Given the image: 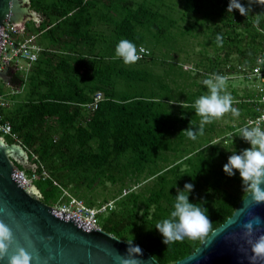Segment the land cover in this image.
<instances>
[{"label": "trees", "instance_id": "obj_1", "mask_svg": "<svg viewBox=\"0 0 264 264\" xmlns=\"http://www.w3.org/2000/svg\"><path fill=\"white\" fill-rule=\"evenodd\" d=\"M58 1L64 5L55 16L63 20L60 27L73 20L78 21L79 16H85L88 9L98 2ZM112 1L109 0L108 4L114 6ZM143 1L123 0L124 12L116 25V34L112 31L114 35L110 38L114 39L110 43L112 48L108 58H97L79 51L73 57L52 56L51 61L57 66H46L44 62L49 60H38L27 77L25 71H10L11 85L19 87L24 93L10 97L13 106L1 109L0 114L4 121L11 124L21 144L29 150L31 163L37 165L36 172L40 178L34 185L41 192L45 204L53 206L60 199L68 201L69 198L64 196L66 191L85 201L87 206L97 207L109 202L110 198L116 200L127 190L128 193L116 202L115 209L100 218L102 230L127 242L133 240L140 246L145 244V249L159 264H175L195 253L204 242L186 238L168 246L155 228L157 222L170 217L177 189L183 190L186 183L194 185L189 200L207 209L205 214L212 222L213 231L233 216L247 196H244L239 173L229 177L224 173L223 166L234 152L239 154L251 147L238 136L237 130L256 115L253 105L246 102L247 98L254 99L255 95L246 94L241 102L234 99L236 104L233 106L239 109L241 115L235 118L230 113L226 114L230 115V122H235L233 125H228L226 130L222 126L217 127L218 121L223 118L206 125L204 135L197 138L198 145L191 143L184 151H178V140H171V135L160 127L158 121L164 111L161 102L160 105L154 102L155 97L144 94L127 96L120 103L116 102L115 86L119 80L134 88L148 83L150 73L138 71L134 66L153 58L148 54L134 65H125L114 55L119 41L127 39L137 47L154 52L153 48L144 45L142 30L148 28L151 32L155 28L158 35H164L172 33L170 30L177 25V21L164 25L166 14L154 11L148 7L146 0ZM184 1V16L193 14L196 18L193 25L185 30L187 33L201 26L212 30L210 25L217 20L225 29L220 33L216 31L211 40L215 56H207L205 64H198V72L207 74L206 79L213 73L228 77L240 73L239 69L255 65L258 56L264 52V5H250L248 0H240L246 9H250L245 16L238 10L227 11L230 0ZM31 6L41 11L48 5L45 0H31ZM70 14L72 17H69ZM199 14L202 17L199 18ZM257 15L262 16L257 19ZM46 18V22L54 19L49 15ZM79 26L75 30H79L81 35L84 29ZM43 29L45 25H40L34 31ZM26 30L25 36L28 35ZM218 34L223 37L222 46L216 43ZM233 54L237 55L235 60L231 59ZM195 76L198 78L199 74ZM192 85H197L196 94L189 96L191 114L185 127L196 130L201 118L196 115L193 105L208 89L196 81ZM97 94L104 99L98 109L85 118V106L92 103ZM233 95L237 97L234 90ZM158 106L161 112L157 113ZM162 126L166 128V124ZM206 135L211 136L205 139ZM214 136L222 137L224 144H211ZM7 143L14 144L15 141L7 137ZM170 152H174L175 156L178 152L182 153L175 160L180 159L181 162H173L164 155ZM162 160L167 164V170L160 167ZM17 167L27 176L33 173L30 167L19 164ZM44 171L49 175L45 180L42 178ZM131 185H137V188L133 189ZM99 190H107L108 196L97 205Z\"/></svg>", "mask_w": 264, "mask_h": 264}, {"label": "water", "instance_id": "obj_2", "mask_svg": "<svg viewBox=\"0 0 264 264\" xmlns=\"http://www.w3.org/2000/svg\"><path fill=\"white\" fill-rule=\"evenodd\" d=\"M23 5V0H0V28L7 22L24 24ZM7 73L0 72V79L5 83L10 80ZM28 160L22 146L0 139V220L12 229L15 236L9 255L16 254L17 249L23 247L33 256L32 264H121L119 258L128 253L127 241L53 210L42 201L43 196L36 186L26 189L28 183L18 172L17 164L28 168ZM246 199L247 196L243 200ZM243 200L231 217L234 223L226 227L228 219L195 253L175 264H249L248 259L238 252L236 241L243 244V225L252 214L264 220V203L253 206L251 198L247 204ZM262 234L264 223L256 231V236ZM138 246L143 254L137 257L140 264H159L151 253ZM0 264H7V261Z\"/></svg>", "mask_w": 264, "mask_h": 264}, {"label": "clouds", "instance_id": "obj_3", "mask_svg": "<svg viewBox=\"0 0 264 264\" xmlns=\"http://www.w3.org/2000/svg\"><path fill=\"white\" fill-rule=\"evenodd\" d=\"M248 3L264 5V0H248ZM238 10L241 15L247 16L250 9H246L240 0H230L227 11L233 12ZM262 15H257V19ZM218 46L223 45V37L216 36ZM145 49L137 46L127 39H121L116 46V56L123 60L125 65H134L142 59ZM226 77L213 73L203 81L208 89L206 94L201 95L195 100L193 107L195 113L199 116L200 124L196 130L192 127L183 131L189 139L195 141L198 136L204 135L205 126L217 120L222 119L226 114H231L238 118L241 113L238 108L234 107V99L228 94L226 89ZM261 119H264L262 117ZM238 136L250 148L242 150L239 154L232 152L227 163L223 166L224 173L229 177H234L238 172L242 180V190L247 195L243 200L247 204L249 198L253 206L264 203V127L243 126L238 130ZM194 191V185L186 183L184 189H177V195L174 197L173 210L170 217L156 223L155 228L163 237V243L171 245L172 243L183 241L184 239L206 241L209 235H215L212 228V222L209 219L207 209L202 208L201 204L191 203L190 194ZM234 223L233 218H229L228 224ZM264 223V220L258 215L252 214V218L243 225L244 232L241 237L243 244L237 243V250L249 264H264V234L256 236L258 226ZM15 243V236L12 229L0 220V262L7 261V264H32L33 256L30 255L23 247L17 249L16 254L9 255L11 246ZM128 253L120 257L121 264H140L137 257H142V251L138 245L128 241ZM250 250V254H249ZM38 260L39 257L37 256Z\"/></svg>", "mask_w": 264, "mask_h": 264}, {"label": "crops", "instance_id": "obj_4", "mask_svg": "<svg viewBox=\"0 0 264 264\" xmlns=\"http://www.w3.org/2000/svg\"><path fill=\"white\" fill-rule=\"evenodd\" d=\"M23 1V10L25 12L23 16V21L25 22L24 24H17L24 30H26V27L29 24L34 27H30V29L32 30L31 32H29V29H27L26 35L28 34L29 37L34 36L35 43L42 49L41 53L39 54L38 60H49V62H44V65L51 66L53 64L57 66L54 61H51L52 56L73 57L79 51L82 54L85 53L94 55L97 58L99 56H106V58L110 56L108 53H111L110 48L112 47L110 44H108V40L112 35H114L112 31L116 34V25L118 21L122 19V14L124 12L123 4L111 6V4H108L109 0H98V2L93 7L88 9V13L85 16H79L78 21L73 20L70 23L60 27L59 25L63 22V20H60L61 18L59 19L55 16L58 15L64 5L58 0H45L48 6L46 9L41 11H36L32 8L31 0ZM46 15H49V17L54 18L53 21H50L49 19V22H46ZM69 17H72V14H70ZM40 25H45V29L39 32H35L34 30H36ZM79 25H82L84 29V32L81 35L78 33L79 30H75L77 27H80ZM114 55H116V53H114ZM164 62L165 61L161 56L152 58L151 63L157 64V67H163V69H165L161 74L150 73L148 83L141 85L140 91L147 92L149 97H155L154 102L156 104H159L161 102V105H159L161 106L162 112L164 111V113L161 115V120H159L158 123H161V125H169L170 123H174L176 125L180 124L178 127H170L167 132L171 135V140H178L177 145H180L178 146V151H184V149L188 148L191 143L198 145V139L193 141L188 137H185L183 140L184 134H182L183 131L187 130L185 124L188 123L187 120L190 119V104L188 103V99L186 100V97L189 92L190 86L194 83V75L190 76L189 78L178 79V76L180 75L176 76L175 74H173V68H171ZM178 66L182 65L180 64ZM185 69H188L187 66H184V70ZM154 77L160 79L159 82H161L162 84L159 83V86L156 85V83L158 82L155 81ZM198 78H196V82L199 84ZM5 84L9 86L11 84V80H8V82ZM129 87L130 86L128 84H126L125 82L123 83L121 80H119L118 84H116L115 86L116 102L120 103L121 100H124V97L130 95H137L135 93H128ZM181 89L186 90V93H184L185 97L183 96L184 99L182 101L166 100L162 97L160 98L161 90L170 91L168 95H172L177 92L183 93L179 91ZM192 90H195V88H193ZM160 106L157 107V113L161 112L159 110ZM90 112L92 111L86 108V111L84 113L85 118H88L91 115ZM221 140H223L222 137L217 138L214 136V139L211 144H217L218 141L220 143ZM164 155L167 158L170 157L171 161L173 162H181L179 161L180 159L177 161L175 160L177 159L176 156L180 157L182 156V153L178 152L176 156L174 152L165 153ZM159 165L161 168H167V164L164 160L160 161Z\"/></svg>", "mask_w": 264, "mask_h": 264}, {"label": "rangeland", "instance_id": "obj_5", "mask_svg": "<svg viewBox=\"0 0 264 264\" xmlns=\"http://www.w3.org/2000/svg\"><path fill=\"white\" fill-rule=\"evenodd\" d=\"M129 1H131V2H137L138 1V3H144L143 0H129ZM146 1L148 2L147 5L149 8L153 9L154 11H158V12L161 11L162 14H166L167 21L164 22V25L169 26L171 22L177 21V25L170 30V31H172V33L167 32L164 35H163V33L158 35V32L155 28L151 29V32H149L148 28H144L142 30V33L144 36V40H143L144 45L147 48H153L154 49V52L152 50H150L148 52L149 56L153 55V58L161 56L163 58V60L165 61L164 63L169 65L171 68H173V74H175L176 76L180 75V76H178V79H185V78H189L192 75L195 76V75L199 74V78H198L199 84L203 83V81L206 79L205 75H207V74H204L202 72L201 73L198 72L199 69L197 68V65L202 64V63L205 64L206 63L205 58L207 56L214 58V56H215L214 48L215 47L211 44V40H212L213 36L216 34V31H217V33L225 31V29L222 28L223 27L222 24L218 23V20H217L216 22H214L210 25L212 30L207 29L206 26H201L198 29L192 30L191 32L187 33L185 30L187 28H190L193 25V23L196 21V18L194 17L193 14H191L188 17L184 16V13H185L183 10L184 4H185L184 0H146ZM112 3H114V5H121V4H123V0H113ZM197 16L200 18V17H202V14H199ZM215 25H217L219 27V30ZM28 26H29L28 27L29 29H30V27H32L31 24H29ZM32 28H34V27H32ZM110 39L111 40H108V44L111 43V41L114 39V37H112ZM236 58H237V55H235V54H233V56L231 57V59H233V60H235ZM223 59H225V58L223 57ZM179 63L182 66H178V65H180ZM21 64H23V62ZM184 66H187L188 69L184 70ZM134 67L138 68V71L144 70V71L149 72L151 74H161L165 69V68L163 69V67H157V64L151 63V60H148V59L145 61V63H137V65H135ZM14 71L15 70H12V72H14ZM8 73H10V70L8 71ZM8 73H7V75H8ZM29 73L30 72L25 73V76L27 77ZM181 76H183V77H181ZM195 78H196V76H195ZM195 78H193L194 82L196 81ZM154 79L156 82H158V83H156V85L159 86L160 84H162L161 82H159L160 79L155 78V77H154ZM196 87H197V85H195V86L191 85L190 86L186 100L189 99V96L196 94L195 93L196 90H192L193 88H196ZM140 90H141L140 87H138V88L129 87L128 93H130V94L135 93V94L140 95V96L145 95L146 97H149L147 92L142 93V91H140ZM233 90L237 93V97H236V95H233V99H240V100H237V102H241V100H243L242 98L246 94H250V95L254 94L255 95L254 86L252 84H250L249 82H247L245 79H243L240 75L237 76L236 74L229 75L228 78L226 79L225 91L231 95ZM179 91H181L183 93L177 92V93H174L172 95H168L170 91L161 90L160 98L162 97V98H165L166 100L182 101L185 97L184 93H186V90L181 89ZM10 93H12V94L10 95ZM23 93L24 92H22V89H20L19 87H16L15 85L12 86L11 84L8 86L5 84V82L3 80L0 79V95H4V96L9 95V96H7V98L9 99L12 96L23 95ZM158 95H159V93H158ZM130 96H135V95H130ZM247 99H249V98H247ZM13 104L14 103L11 102L9 108H11L13 106ZM234 104H236V102H234ZM230 119H231L230 115L229 116L225 115L223 117V119L219 121V126H222L226 130L228 125H233L235 123V122H233V123L229 122ZM160 125H161V123H160ZM179 125L180 124L176 125L174 123H170L169 125L166 124V128L165 127L163 128L162 125L160 127H162V129H164L167 132V130L170 129V127L174 128V126L178 127ZM210 136L211 135H206L204 138L205 139L210 138ZM232 136L234 137V135H232ZM0 139L5 140V142L7 143V137H2ZM203 141H204V139H203ZM219 141L217 144H221V143L224 144L223 142L219 143ZM141 179H143V178H141ZM226 180L228 182L230 181L229 178H227ZM135 186H137V185H131V187L133 189L137 188ZM137 191H138V189H137ZM99 193L100 194L98 195L97 205L100 204V202H103L104 197L108 196L107 190H99ZM125 193H128L127 190L124 191L123 194L116 199V202L119 199H122V197H124ZM68 195L70 196V197L67 196L69 198L68 201L71 198H76V197H73L72 195H70L69 193H68ZM76 199H78V198H76ZM109 202H112L111 198H110ZM116 202H115V204H116ZM84 203H85V201H84ZM97 207H99V206H97ZM107 215L108 214L105 213V214H102L101 217H105ZM100 226H101V224H100ZM144 245L145 244L142 243V246L145 248Z\"/></svg>", "mask_w": 264, "mask_h": 264}, {"label": "built area", "instance_id": "obj_6", "mask_svg": "<svg viewBox=\"0 0 264 264\" xmlns=\"http://www.w3.org/2000/svg\"><path fill=\"white\" fill-rule=\"evenodd\" d=\"M0 33V72H8L9 70L25 71V69L26 73L29 72L31 67L38 61L39 54L42 51V49L35 43V37L25 36L23 28L17 24L9 22L5 23L3 27L0 28ZM139 47L137 48L139 49ZM145 50V53L141 54L142 59L148 55L149 50ZM22 62L23 64H21ZM239 72L240 73H237L236 75H240L243 79L252 84L255 92V98H249L246 102L253 105L256 115L247 119L245 126H256L258 124L259 126L264 127V119H261L264 117V52L258 56L253 67L239 69ZM7 96L9 95H0V110L10 107L12 101L8 99ZM103 99L104 97L101 94H97L94 101L85 107L94 112L98 109ZM0 135L12 138L15 141V144L22 146L29 156V150L21 144L18 136L13 133L11 124L4 121V117L1 114ZM33 157L37 159L35 155H33ZM28 161V165L33 171L31 176H27L24 171H21L19 168L17 169L23 180L28 183V185H26L27 190L32 186H35L34 183L40 178V175L36 172L37 165L31 163L30 156ZM42 176L44 180L49 178V175L45 171ZM55 184L58 185L57 183ZM126 194L127 193H125V195ZM64 196H69L66 191H64ZM115 202L116 200H113L112 202H108L99 207H89L84 201L71 198L68 202H62V199H60L55 205L50 207L55 211L69 215L91 226L95 230H102L100 226V217L102 214H109L112 212L115 208Z\"/></svg>", "mask_w": 264, "mask_h": 264}, {"label": "bare ground", "instance_id": "obj_7", "mask_svg": "<svg viewBox=\"0 0 264 264\" xmlns=\"http://www.w3.org/2000/svg\"><path fill=\"white\" fill-rule=\"evenodd\" d=\"M2 137H3V136H2ZM2 137H1V138H2Z\"/></svg>", "mask_w": 264, "mask_h": 264}, {"label": "flooded vegetation", "instance_id": "obj_8", "mask_svg": "<svg viewBox=\"0 0 264 264\" xmlns=\"http://www.w3.org/2000/svg\"><path fill=\"white\" fill-rule=\"evenodd\" d=\"M10 71H12V70H10Z\"/></svg>", "mask_w": 264, "mask_h": 264}]
</instances>
